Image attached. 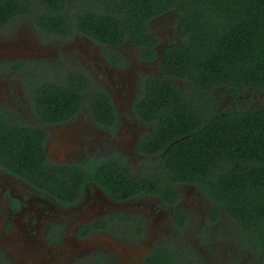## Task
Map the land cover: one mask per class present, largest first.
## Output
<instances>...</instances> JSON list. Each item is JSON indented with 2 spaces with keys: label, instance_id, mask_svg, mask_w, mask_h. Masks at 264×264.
<instances>
[{
  "label": "trees",
  "instance_id": "trees-1",
  "mask_svg": "<svg viewBox=\"0 0 264 264\" xmlns=\"http://www.w3.org/2000/svg\"><path fill=\"white\" fill-rule=\"evenodd\" d=\"M26 11L51 34L77 33L110 46L128 39L143 60L155 57L159 41L149 23L176 16L177 39L163 51L162 74L146 79L136 106L155 123L139 151L156 156V172L133 174L122 160L106 158L70 169L47 165L41 143L28 144L1 126L0 167L65 204L76 201L89 180L119 200L156 191L169 204L179 199L178 185H192L214 204V217L222 213L230 221L237 246L248 243L254 263L264 264V0H0V27ZM70 73V100L55 103L63 112L39 115L64 121L83 99L94 116L100 106L107 114L109 97L97 88L81 97L92 82ZM161 248L147 264H193L197 258L190 249L180 253L177 244Z\"/></svg>",
  "mask_w": 264,
  "mask_h": 264
},
{
  "label": "flooded vegetation",
  "instance_id": "flooded-vegetation-1",
  "mask_svg": "<svg viewBox=\"0 0 264 264\" xmlns=\"http://www.w3.org/2000/svg\"><path fill=\"white\" fill-rule=\"evenodd\" d=\"M31 8L37 11L35 2ZM26 13L0 27V126L16 131L28 144L41 143L47 165L70 169L106 158L122 160L133 174L156 172V156L139 151L155 123L144 120L136 106L145 95L146 79L162 74L160 63L169 37L159 33L163 40L158 39L153 48L155 57L143 60L128 39L110 46L77 33L51 34ZM71 71L87 75L92 82L81 97L92 95L95 88L109 97L107 114L100 106L94 116L83 99L64 121L51 122L39 115L63 112L64 106L55 103L70 100ZM176 191L179 199L174 204L156 191L119 200L89 180L82 183L77 200L65 204L0 167V264H9L4 252L12 244L19 248L18 264H147L157 247L172 244L180 253L190 249L197 257L193 264H255L248 243L237 246V240L227 241L228 220L222 213L220 218L213 216L214 204L198 188L181 184ZM191 199L200 207L189 211L185 202ZM190 220L198 224L188 234L189 245L181 236L190 228ZM217 224L221 234L215 236Z\"/></svg>",
  "mask_w": 264,
  "mask_h": 264
},
{
  "label": "rangeland",
  "instance_id": "rangeland-1",
  "mask_svg": "<svg viewBox=\"0 0 264 264\" xmlns=\"http://www.w3.org/2000/svg\"><path fill=\"white\" fill-rule=\"evenodd\" d=\"M176 16L172 15V14H167L165 15L163 18L161 19H157L155 21H151L149 23V29L150 31L154 34V35H157L158 36V39L160 40H163V37L161 35H164V36H168V40H173L174 39V25L176 23ZM20 27V26H19ZM20 29L22 30L23 28L20 27ZM25 31H21L20 33H24ZM161 35H160V34ZM172 38V39H171ZM8 39V37H7ZM176 40V39H175ZM10 42V40H8ZM3 44L5 45L6 44V39L5 40H2ZM12 44H15V43H12ZM13 46V45H12ZM77 49L74 48V51H76ZM78 53V52H77ZM189 191V192H188ZM188 193L190 196L194 197L192 195V193L190 192V188H185V193ZM186 204V208L189 210V211H192V210H195L196 208H199L200 205L197 204L196 200L195 199H191L187 202H185ZM226 222V227L225 228H230L231 227V223L230 221H225ZM198 224L197 220H190V228L186 231L185 235L187 234V236L183 235L181 236L182 238H184V241L185 243H189L190 245V234L192 235V233L194 232V229L196 228V225ZM221 226V224H217V232L214 234L215 236H218L219 234H221V229H219V227ZM153 227V229L155 228V226H151ZM158 224H156V228H158ZM153 231V230H152ZM229 233V236L227 237L229 241V239H234L235 241V234L233 232V230H231L230 232H227ZM189 234V235H188ZM213 235V236H214ZM98 242L97 240L94 241V243ZM230 242V241H229ZM1 243V242H0ZM8 244V243H7ZM1 246V245H0ZM18 251H19V248L17 246H14V244H12L11 246L10 245H7V248H5V255H6V258L9 262V264H18V259L20 258L19 257V254H18ZM229 254V253H228ZM233 260V258H232Z\"/></svg>",
  "mask_w": 264,
  "mask_h": 264
}]
</instances>
